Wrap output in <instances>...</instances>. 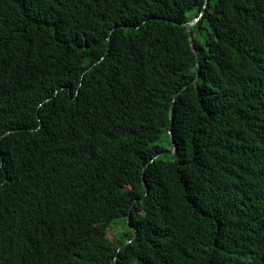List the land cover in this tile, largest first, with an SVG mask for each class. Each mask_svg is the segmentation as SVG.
I'll list each match as a JSON object with an SVG mask.
<instances>
[{
    "label": "trees",
    "instance_id": "16d2710c",
    "mask_svg": "<svg viewBox=\"0 0 264 264\" xmlns=\"http://www.w3.org/2000/svg\"><path fill=\"white\" fill-rule=\"evenodd\" d=\"M204 4L0 0V264H264V0Z\"/></svg>",
    "mask_w": 264,
    "mask_h": 264
},
{
    "label": "water",
    "instance_id": "95a60500",
    "mask_svg": "<svg viewBox=\"0 0 264 264\" xmlns=\"http://www.w3.org/2000/svg\"><path fill=\"white\" fill-rule=\"evenodd\" d=\"M207 1L208 0H205V4H204V6L202 8V11L199 13V15L197 17L193 18L192 20H190L189 22L185 23V26L187 27V30H188V33L189 34H190L191 27L195 23H197L199 21V19L202 17ZM190 47L192 49L193 54L195 55L196 69L198 70V61H199L198 60V55H197V52H196V50H195V48H194L193 43H192L191 40H190ZM170 120H171V115H170ZM168 134H169V137H170V140H171V143H172V150L167 151V152H164V154H169L170 155V154H174L175 151H176V145H175V142L173 140L172 134L170 132V127H169V130H168ZM128 220H129V216L127 217V222H128ZM129 242L130 241H125L124 244L129 243Z\"/></svg>",
    "mask_w": 264,
    "mask_h": 264
},
{
    "label": "rangeland",
    "instance_id": "374dc122",
    "mask_svg": "<svg viewBox=\"0 0 264 264\" xmlns=\"http://www.w3.org/2000/svg\"><path fill=\"white\" fill-rule=\"evenodd\" d=\"M124 218L120 217L114 220L107 230V238L113 242L115 245H118L117 242L114 241L115 237H120L122 234L127 233L128 229L124 225Z\"/></svg>",
    "mask_w": 264,
    "mask_h": 264
}]
</instances>
